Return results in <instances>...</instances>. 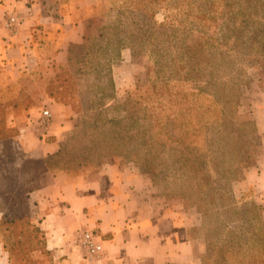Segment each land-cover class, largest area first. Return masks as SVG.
Returning <instances> with one entry per match:
<instances>
[{
	"label": "rangeland",
	"instance_id": "obj_1",
	"mask_svg": "<svg viewBox=\"0 0 264 264\" xmlns=\"http://www.w3.org/2000/svg\"><path fill=\"white\" fill-rule=\"evenodd\" d=\"M3 1L0 0V5ZM63 1L67 4L64 7H68L70 0ZM122 1L126 0H95L91 10L78 12L88 15L84 36L90 52L83 58L77 54L76 45H72L69 62L56 60L53 45L61 35L57 27H39L31 32L30 46L36 53L24 52L23 67L16 65L18 56L12 58L16 62L13 66L0 58V101L6 104L3 117L7 125L18 131L12 137L17 164L22 159L36 158L31 154L44 153L50 142L56 141L59 149L75 135V142L66 146L70 152L79 145L77 139H84V142L91 139L88 135L86 138L77 135L83 118L79 98L84 92L83 95L97 91L84 86L86 80L95 78L94 54L100 43L95 44L96 36L101 26L118 24L117 6ZM135 1L140 10L150 8L148 13L153 11L154 17L149 25L135 24L134 28L130 18L123 21L126 29L135 30V36H124L118 55L110 58L114 99L108 105L112 103L118 108L108 115L123 116L127 95L136 88L141 95L148 92L149 86L168 92L162 97L156 95L153 103L158 121L162 114V120L169 121L170 133H173L172 120L179 119L184 123L186 136L193 132L198 135L206 169L217 186L224 188L223 201L236 211H231L235 214L232 221H237L236 226L243 235L253 238V231L264 230V0H150L149 6L144 5L146 0ZM49 7L58 15L56 5ZM129 11L140 16L131 8ZM9 16L18 17V14L15 10L0 11V23ZM26 34L20 30L17 36L20 42ZM99 68L97 74H105L104 64ZM15 96L20 106L11 108V99ZM26 103L30 104L28 108L21 107ZM142 105L136 107L135 117L146 116ZM42 109L51 113V124L44 136L36 129ZM142 118L139 126L147 123ZM164 127V131L169 130L168 125ZM170 133H160L159 139H166V136L170 139ZM93 139L103 138L94 136ZM67 159H71L70 154H60V167ZM70 162L65 165L74 169L69 177L73 179L92 178L108 166L134 167L147 181L149 195L158 205L166 210L180 209L193 216L196 224L188 228V237L196 239L197 252L204 257L205 238L200 230V213L192 205H186L180 195H170V185L160 177L155 176L152 181L150 176L139 171L132 159L122 156L98 157L80 168L78 161ZM49 176V173L42 176L37 187L46 183ZM31 215L36 221V214ZM13 237L15 233L10 228L0 225L1 264L4 248ZM214 241L222 246V240ZM18 255L17 264H72L64 256L38 250Z\"/></svg>",
	"mask_w": 264,
	"mask_h": 264
},
{
	"label": "trees",
	"instance_id": "obj_2",
	"mask_svg": "<svg viewBox=\"0 0 264 264\" xmlns=\"http://www.w3.org/2000/svg\"><path fill=\"white\" fill-rule=\"evenodd\" d=\"M58 1L64 4L63 0ZM149 1L146 0L144 5L149 6ZM130 8L140 16L129 13ZM117 9L118 24L112 27L103 25L98 30L95 44L100 43L94 54L95 78L84 82L85 88H96L97 91L83 95L84 92L79 98L83 118L77 135L79 138L88 135L91 139H86L85 142L84 139H77L79 145L69 152L66 146L68 143L75 142L74 135L56 151L41 158L22 159L17 164L12 137L18 131L17 128L7 125L3 117V107L6 104L0 101V225H5L7 229L10 228L15 233V238L13 237V240L4 248L2 264H17L18 253L24 256L38 250L40 253L52 254L45 246V233L40 227V213L34 210L30 200V194L36 190L38 180L42 176L47 173L53 176L61 172L69 178L74 169L65 164L73 162L70 160L78 161L77 165L80 168L91 164L98 157L109 156L110 158L115 155L132 159L139 171L150 176L152 181L155 176L160 177L170 185V195H180L186 205H192L200 213L202 222L200 230H203L202 236L205 238L204 257L197 252L196 239L188 237L194 257L200 264L209 262L264 264V230L253 231V238H249L236 226L237 221H232L236 211L223 201L224 188L217 186V182L212 180L206 169L204 153L197 139L198 135L193 132L190 136H186L183 130L184 123L179 119L172 120L173 133H170L169 121L166 118L162 120L164 118L162 114L158 121L156 106L153 103L156 102V95L162 97L168 92L157 91L155 87L149 86L148 92L145 91L146 93L141 95L136 88L134 92L127 95L128 101L124 104L125 114L117 118L109 117L108 112L118 108L112 103L108 105L114 99L109 61L112 55H118L119 47L124 44H121L124 36L128 38L135 36V30L126 29L124 23L130 18L133 28L135 24L141 27V23L149 25L154 17L153 11L148 13L151 11L150 8L144 7L140 10L135 0L122 1ZM126 13L127 16L122 17ZM39 27L43 28L40 25L35 30L37 31ZM45 42L48 44V41ZM76 47L79 50L77 54L82 58L90 52L84 35ZM66 61L69 62L68 57ZM102 64L106 71L105 74L100 73V75L97 72ZM18 99V96L11 99V108L20 106ZM140 103L146 110V116L141 118L147 123L142 126L138 125L141 118L135 117V109L140 106ZM29 105L26 103L21 107L26 109ZM166 125L169 126L168 131H164ZM176 128L178 130H175ZM160 133H170V139L166 135V139H159ZM94 136L103 139H93ZM63 152L70 154L71 159H67V163L60 167L58 159ZM237 162V164L241 163ZM76 171L73 173L79 170ZM31 213L36 214V221L33 220ZM215 239L222 240L220 241L222 246L219 245V241H214ZM250 241L254 242L250 244ZM25 259L29 260V258Z\"/></svg>",
	"mask_w": 264,
	"mask_h": 264
},
{
	"label": "crops",
	"instance_id": "obj_3",
	"mask_svg": "<svg viewBox=\"0 0 264 264\" xmlns=\"http://www.w3.org/2000/svg\"><path fill=\"white\" fill-rule=\"evenodd\" d=\"M94 2L70 0L68 10L67 4L58 0H4L0 11L18 14L17 33L7 30L6 20L0 23V58L13 66L12 58L18 56L16 65L23 67L24 52L36 53L30 46L31 32L41 25L59 28L54 57L65 61L70 46L81 42L88 20L87 14L78 12L91 10ZM53 4L58 15L50 10ZM20 30L27 33L21 42L17 38ZM57 148L53 141L44 153L31 155L41 158ZM49 177L30 194V200L40 213L45 246L53 255L64 256L72 264H200L188 239V228L196 224L193 216L158 205L149 195L147 181L134 167H104L92 178L73 179L61 172ZM81 231L98 235L103 252L97 260L85 258L77 246Z\"/></svg>",
	"mask_w": 264,
	"mask_h": 264
},
{
	"label": "built area",
	"instance_id": "obj_4",
	"mask_svg": "<svg viewBox=\"0 0 264 264\" xmlns=\"http://www.w3.org/2000/svg\"><path fill=\"white\" fill-rule=\"evenodd\" d=\"M4 25L11 34L17 33L15 17L9 16ZM50 124L51 113L47 109H42L37 120L36 128L41 136H44L48 132ZM76 244L90 260H97L103 252V248L98 242V235L93 231H81L78 233Z\"/></svg>",
	"mask_w": 264,
	"mask_h": 264
}]
</instances>
